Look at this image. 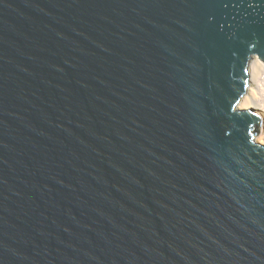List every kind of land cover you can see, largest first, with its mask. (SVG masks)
Instances as JSON below:
<instances>
[{
	"label": "water",
	"instance_id": "1",
	"mask_svg": "<svg viewBox=\"0 0 264 264\" xmlns=\"http://www.w3.org/2000/svg\"><path fill=\"white\" fill-rule=\"evenodd\" d=\"M264 0H0V264H264Z\"/></svg>",
	"mask_w": 264,
	"mask_h": 264
},
{
	"label": "bare ground",
	"instance_id": "2",
	"mask_svg": "<svg viewBox=\"0 0 264 264\" xmlns=\"http://www.w3.org/2000/svg\"><path fill=\"white\" fill-rule=\"evenodd\" d=\"M256 67L254 68V79H253V84H252V89L251 93L246 100V102L243 104V107L246 106V108H251L255 110L259 115H261L260 111V104L259 102V90H258V83H262L264 81V64L258 59L255 58L253 59Z\"/></svg>",
	"mask_w": 264,
	"mask_h": 264
},
{
	"label": "built area",
	"instance_id": "3",
	"mask_svg": "<svg viewBox=\"0 0 264 264\" xmlns=\"http://www.w3.org/2000/svg\"><path fill=\"white\" fill-rule=\"evenodd\" d=\"M258 90L260 95L259 96V104L261 106L260 111H261V116L263 117V124H262L260 138L264 143V81H262V83L259 84Z\"/></svg>",
	"mask_w": 264,
	"mask_h": 264
},
{
	"label": "rangeland",
	"instance_id": "4",
	"mask_svg": "<svg viewBox=\"0 0 264 264\" xmlns=\"http://www.w3.org/2000/svg\"><path fill=\"white\" fill-rule=\"evenodd\" d=\"M256 67V65H255V63H254V60L251 62V68H252V70H254V68ZM258 86H259V83H258ZM259 92V91H258ZM259 100V99H258ZM259 103V102H258ZM241 108H246V106L245 107H241Z\"/></svg>",
	"mask_w": 264,
	"mask_h": 264
}]
</instances>
